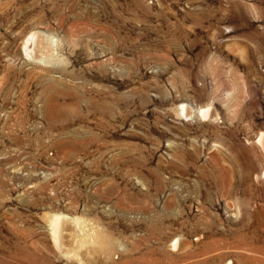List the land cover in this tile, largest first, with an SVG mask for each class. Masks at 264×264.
<instances>
[{"label": "rangeland", "instance_id": "obj_1", "mask_svg": "<svg viewBox=\"0 0 264 264\" xmlns=\"http://www.w3.org/2000/svg\"><path fill=\"white\" fill-rule=\"evenodd\" d=\"M261 134L264 0H0V264H264Z\"/></svg>", "mask_w": 264, "mask_h": 264}, {"label": "bare ground", "instance_id": "obj_2", "mask_svg": "<svg viewBox=\"0 0 264 264\" xmlns=\"http://www.w3.org/2000/svg\"><path fill=\"white\" fill-rule=\"evenodd\" d=\"M30 34V33H29ZM28 34V35H29ZM34 36H35V33H32V34H30L26 39H25V42H24V45H23V51L22 52H24V55H26L27 57H33V52H32V43H33V38H34ZM41 39V38H40ZM37 43V42H36ZM40 43H41V41H40ZM44 43V42H43ZM40 45V44H39ZM40 47V46H39ZM34 48V47H33ZM36 49V48H35ZM46 50V49H45ZM34 51H36V50H34ZM42 51V50H41ZM39 53H40V51H38ZM38 53V54H39ZM41 54V53H40ZM42 55V54H41ZM25 56V57H26ZM43 56V55H42ZM34 58H35V56H34ZM40 58H41V56H40ZM43 58H45V57H43ZM31 62V61H30ZM39 62H41V61H39ZM184 104H181V106H180V112H181V114H184V113H186V114H188V110H187V107L185 106ZM192 113V112H191ZM199 114L201 115V116H203V117H205V118H208L209 117V110H207L206 108H202V109H200L199 110ZM189 117V116H188ZM259 142L261 143V145H262V147H263V149H264V135L263 134H261L260 135V138H259ZM66 218H68L66 215H60V214H53V215H51V218H50V230H51V233H52V237H53V242L56 244V246L57 245H60V242H61V240H62V237L64 236L63 235V233L62 232H64V231H62V230H64V228H63V226H64V219H66ZM68 221V220H67ZM74 222V221H73ZM72 222V223H73ZM78 224V223H77ZM76 224V225H77ZM49 225V224H48ZM66 226V225H65ZM67 231V230H66ZM70 233H71V231H70ZM63 235V236H62ZM65 236H67V235H65ZM64 239V238H63ZM63 241V240H62ZM64 243V242H63ZM62 243V244H63ZM54 244V245H55ZM178 244V243H177ZM63 246V245H62ZM61 249H62V247H61ZM176 249V248H175ZM59 251H60V249H59ZM35 260V259H34ZM29 264V263H28Z\"/></svg>", "mask_w": 264, "mask_h": 264}]
</instances>
